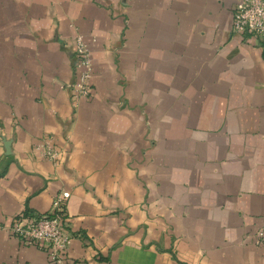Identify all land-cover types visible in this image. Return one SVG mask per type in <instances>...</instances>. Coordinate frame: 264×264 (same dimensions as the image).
<instances>
[{"label":"crops","instance_id":"obj_1","mask_svg":"<svg viewBox=\"0 0 264 264\" xmlns=\"http://www.w3.org/2000/svg\"><path fill=\"white\" fill-rule=\"evenodd\" d=\"M240 1L0 0V264H53L10 227L61 190L66 264H264V47L232 32Z\"/></svg>","mask_w":264,"mask_h":264},{"label":"built area","instance_id":"obj_2","mask_svg":"<svg viewBox=\"0 0 264 264\" xmlns=\"http://www.w3.org/2000/svg\"><path fill=\"white\" fill-rule=\"evenodd\" d=\"M232 32L245 41H254L264 47V0H241L233 9ZM75 81L67 85L73 102L91 95L93 65L91 50L81 34L76 36L73 54ZM42 158L57 160L59 152L50 139H44L36 147ZM71 193L61 190L45 213L20 212L10 231L25 245H35L47 252L53 264H66V253L74 237L67 222L66 208ZM264 229L258 230L256 243L262 244Z\"/></svg>","mask_w":264,"mask_h":264},{"label":"rangeland","instance_id":"obj_3","mask_svg":"<svg viewBox=\"0 0 264 264\" xmlns=\"http://www.w3.org/2000/svg\"><path fill=\"white\" fill-rule=\"evenodd\" d=\"M89 47V46H88ZM91 50V49H90ZM91 60H92V58H91ZM93 64V63H92ZM93 76V75H92Z\"/></svg>","mask_w":264,"mask_h":264}]
</instances>
